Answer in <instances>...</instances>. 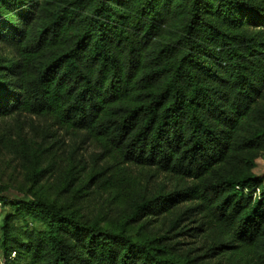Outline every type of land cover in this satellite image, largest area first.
Returning a JSON list of instances; mask_svg holds the SVG:
<instances>
[{
  "label": "trees",
  "instance_id": "trees-1",
  "mask_svg": "<svg viewBox=\"0 0 264 264\" xmlns=\"http://www.w3.org/2000/svg\"><path fill=\"white\" fill-rule=\"evenodd\" d=\"M0 44L12 54L0 61V121L29 115L93 144L105 163L95 198L120 217L108 228L0 187L5 264H264V180L252 173L264 154V7L0 0ZM146 176L175 192L151 196ZM180 203L203 254L144 234Z\"/></svg>",
  "mask_w": 264,
  "mask_h": 264
},
{
  "label": "rangeland",
  "instance_id": "rangeland-1",
  "mask_svg": "<svg viewBox=\"0 0 264 264\" xmlns=\"http://www.w3.org/2000/svg\"><path fill=\"white\" fill-rule=\"evenodd\" d=\"M251 1L264 7V0ZM1 60L10 64L12 54L0 44ZM98 155L99 150L93 144H82L78 137L66 135L41 118L22 115L0 121V187L4 196L30 199L37 193L69 210H78L86 218L101 220L102 226L114 228L120 217L100 205L90 184L105 167ZM252 173L264 180V154L255 160ZM142 183L153 197L175 192L172 184L163 177L150 179L146 176ZM189 208L186 203H180L173 208L172 216L158 215L155 226L153 224L144 234L167 235L180 244L184 254H203L206 246L196 235L197 217L184 216ZM8 210L9 206L0 205V237ZM176 216L178 223L175 225ZM0 264H5L1 252Z\"/></svg>",
  "mask_w": 264,
  "mask_h": 264
}]
</instances>
